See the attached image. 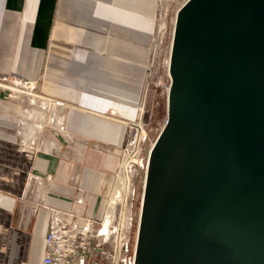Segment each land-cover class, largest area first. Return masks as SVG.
Wrapping results in <instances>:
<instances>
[{
    "label": "crops",
    "instance_id": "0c3cea01",
    "mask_svg": "<svg viewBox=\"0 0 264 264\" xmlns=\"http://www.w3.org/2000/svg\"><path fill=\"white\" fill-rule=\"evenodd\" d=\"M158 16L159 0H0V75L36 82L35 92L15 95L0 82V193L15 199L0 204V264H42L50 211L34 203L32 174L45 178L49 206L79 222L103 217L145 92Z\"/></svg>",
    "mask_w": 264,
    "mask_h": 264
},
{
    "label": "water",
    "instance_id": "95a60500",
    "mask_svg": "<svg viewBox=\"0 0 264 264\" xmlns=\"http://www.w3.org/2000/svg\"><path fill=\"white\" fill-rule=\"evenodd\" d=\"M136 264H264V0H186Z\"/></svg>",
    "mask_w": 264,
    "mask_h": 264
},
{
    "label": "built area",
    "instance_id": "2783aa9c",
    "mask_svg": "<svg viewBox=\"0 0 264 264\" xmlns=\"http://www.w3.org/2000/svg\"><path fill=\"white\" fill-rule=\"evenodd\" d=\"M172 1L159 0L158 29L154 38L155 48L163 43L169 30V4ZM168 70L170 74V60ZM0 82L4 83L3 85L10 93L12 90L16 93L19 90L35 92L36 89V82L18 76L0 75ZM9 82H13L16 86L9 85ZM170 87L171 84L168 95ZM142 114V112L139 114V118L142 117ZM135 123L137 124L131 123L132 127L125 148L126 155L117 174L119 179L117 190L109 199L107 209L100 219L85 218L84 221L79 222L74 213L49 206L43 201L40 194L41 187L45 184V178L32 174L31 194L34 196V203L36 206L48 208L50 211L46 252L42 264H136L144 195L131 257L128 256V253L135 221L133 201L137 187L135 173L140 163L141 148L146 138V131L142 121L136 120ZM103 177L105 178L103 186L108 185L107 189H109L112 183L111 177L109 175ZM78 199L83 200L82 192L79 193ZM14 201V198L0 193L1 205L10 208Z\"/></svg>",
    "mask_w": 264,
    "mask_h": 264
},
{
    "label": "rangeland",
    "instance_id": "374dc122",
    "mask_svg": "<svg viewBox=\"0 0 264 264\" xmlns=\"http://www.w3.org/2000/svg\"><path fill=\"white\" fill-rule=\"evenodd\" d=\"M186 0H173L170 5H174V11L179 9V7L185 2ZM175 24V23H174ZM172 21L170 19V8H169V17H168V25L169 30L165 35L163 43L156 47L153 45V52L154 56L148 66V77L146 81L145 92L143 94L141 104L139 106V113L136 120L142 121L145 131H146V138L143 141L141 154H140V163L137 167L135 173V180H136V191L133 196L134 201V226L132 231V240L129 246V253L128 256L131 257L133 252V247L135 246V239L137 234L138 222H139V215L142 207V200L144 195V186H145V179H146V172H147V165L149 160V155L151 148L156 141L157 137L159 136L162 128L164 127L167 116H168V89L171 84V76L168 70V62L170 60V52H171V43L173 37V27ZM11 86L15 85L13 82H9ZM10 92V91H9ZM12 94H16L14 90L11 91ZM142 114V117L139 118V114ZM136 120L128 122V124L132 127V124L135 123ZM142 128V127H141ZM130 132L128 131L127 142L129 139ZM96 145L100 146L102 144L97 143ZM103 148L110 152H119V150L112 146V145H103ZM109 175L108 171L102 172V182L104 183L105 178L103 176ZM108 186V185H107ZM106 185L103 186L105 191L107 190ZM111 198V197H110Z\"/></svg>",
    "mask_w": 264,
    "mask_h": 264
},
{
    "label": "bare ground",
    "instance_id": "6f19581e",
    "mask_svg": "<svg viewBox=\"0 0 264 264\" xmlns=\"http://www.w3.org/2000/svg\"><path fill=\"white\" fill-rule=\"evenodd\" d=\"M15 89H16V88H15ZM16 91H18V90H16ZM18 92H21V93H23L24 91H22V90H19ZM55 122H56V121H55ZM58 122H59V120H58ZM58 124H59V123H58ZM141 129H142V128H139V130H140V131H141ZM142 132H143V131H142ZM142 132H141V133H142ZM2 203H3V204H5L4 202H2Z\"/></svg>",
    "mask_w": 264,
    "mask_h": 264
}]
</instances>
